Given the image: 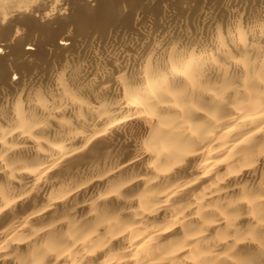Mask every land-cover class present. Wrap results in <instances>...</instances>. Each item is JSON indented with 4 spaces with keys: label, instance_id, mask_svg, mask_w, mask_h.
<instances>
[{
    "label": "bare ground",
    "instance_id": "bare-ground-1",
    "mask_svg": "<svg viewBox=\"0 0 264 264\" xmlns=\"http://www.w3.org/2000/svg\"><path fill=\"white\" fill-rule=\"evenodd\" d=\"M0 264H264V0H0Z\"/></svg>",
    "mask_w": 264,
    "mask_h": 264
}]
</instances>
